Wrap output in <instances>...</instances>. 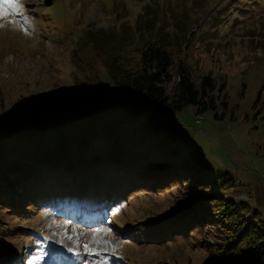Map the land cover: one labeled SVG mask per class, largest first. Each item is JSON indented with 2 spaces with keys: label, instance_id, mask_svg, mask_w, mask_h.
<instances>
[{
  "label": "rangeland",
  "instance_id": "rangeland-1",
  "mask_svg": "<svg viewBox=\"0 0 264 264\" xmlns=\"http://www.w3.org/2000/svg\"><path fill=\"white\" fill-rule=\"evenodd\" d=\"M22 2V16L6 13L0 17V124L10 114L22 117L21 109L48 116L46 112L59 111L52 102L58 105L61 88L75 107L84 109L77 81L85 77L109 81L103 59L91 44V33L111 29L118 33L121 25L137 30L153 24L172 39L189 41L188 55L198 61L196 73L211 72L217 79L225 78L227 107L219 105L198 113L189 106L169 123L199 144L217 174L234 179L235 200L249 203L252 213L259 212L264 221V0ZM106 91L111 94L110 87ZM66 113L68 119L63 124L70 126L67 133L76 137L73 113ZM53 128L49 122L44 137L37 139L51 154L48 160L56 162ZM14 144L7 142L4 160L15 158L19 147ZM91 145L102 150L98 140ZM167 166L164 163L163 167ZM41 171L38 184L46 183L47 178L48 189L39 201L34 202L39 186L26 185L25 192L18 186L9 195L15 198L10 212L0 211V264H34L41 254L43 259L35 264H54L56 254L63 264H212L208 243L214 244L216 239L201 231V224L187 229L180 223L190 207L189 202H182L180 190L184 188L150 187L134 177L135 183L126 187L116 184L109 190L116 177L108 168L78 170L58 165ZM68 173L72 176L61 182L51 180L54 174ZM77 173L84 177H76ZM5 182L7 179L0 178V183ZM83 191H95V198L102 199V210L94 214H100L98 221L67 208L75 206L70 203L73 196ZM56 192L61 197H54ZM3 197L0 195V200ZM60 201L64 203L58 209ZM97 250L101 251L98 256ZM107 256L110 261H102Z\"/></svg>",
  "mask_w": 264,
  "mask_h": 264
},
{
  "label": "trees",
  "instance_id": "trees-1",
  "mask_svg": "<svg viewBox=\"0 0 264 264\" xmlns=\"http://www.w3.org/2000/svg\"><path fill=\"white\" fill-rule=\"evenodd\" d=\"M151 26L135 30L121 25L118 33L112 29L91 33V44L103 59L109 81L101 83L91 77L77 81L86 103L84 109L75 107L61 88L57 93L59 106L52 102L58 113L49 111L45 113L48 116L21 109L22 117L10 114L0 124V178L7 179L0 183V195H4L0 211L10 212L8 208L14 206L15 198L9 195L18 186L24 192L26 185L39 186V197L34 202L40 200L48 187L47 178L46 183L38 184L43 176L41 168H108L116 178L134 181L139 177L150 187L164 184L166 189L184 188L180 190L182 202H189L190 207L187 203L183 219L177 216L185 228L201 224V231L216 239L214 244L208 243L212 264H264V221L259 212L252 213L249 203L235 200L234 179L217 174L197 142L177 131L169 123L171 119L157 116L189 106L198 113L219 105L227 107L225 78L217 79L211 72L196 73L198 61L188 55L189 41L183 37L172 39L167 31L159 32ZM105 87L111 88V94ZM66 111L73 113L76 137L68 134L70 126L63 124L68 119ZM49 122L54 125L56 162L48 160L51 154L38 145ZM93 140L99 141L102 150L93 149ZM9 141L19 148L15 149V158L6 161ZM74 156L76 161L72 160ZM164 163L169 166L163 167ZM53 176L52 182H61L72 174ZM8 203L12 206L5 205Z\"/></svg>",
  "mask_w": 264,
  "mask_h": 264
},
{
  "label": "snow or ice",
  "instance_id": "snow-or-ice-1",
  "mask_svg": "<svg viewBox=\"0 0 264 264\" xmlns=\"http://www.w3.org/2000/svg\"><path fill=\"white\" fill-rule=\"evenodd\" d=\"M23 2L22 0H0V17H3L6 13H12L16 16H22L23 15ZM12 23H16V21H12ZM2 27V25H0ZM106 243V242H105ZM85 249L91 251L89 248V245H84ZM43 259V255H38L35 257V262L40 261Z\"/></svg>",
  "mask_w": 264,
  "mask_h": 264
},
{
  "label": "water",
  "instance_id": "water-1",
  "mask_svg": "<svg viewBox=\"0 0 264 264\" xmlns=\"http://www.w3.org/2000/svg\"><path fill=\"white\" fill-rule=\"evenodd\" d=\"M70 112L66 113V114H69ZM157 116L158 118L162 119V120H168V119H175V116H176V112L173 111V110H168V111H164L162 112L161 114L160 113H157Z\"/></svg>",
  "mask_w": 264,
  "mask_h": 264
},
{
  "label": "bare ground",
  "instance_id": "bare-ground-1",
  "mask_svg": "<svg viewBox=\"0 0 264 264\" xmlns=\"http://www.w3.org/2000/svg\"><path fill=\"white\" fill-rule=\"evenodd\" d=\"M95 108H96V107H95ZM53 148H54V147H53ZM93 254H94V253H93ZM57 256L59 257V254H56V256H55V257H57ZM46 264H47V263H46Z\"/></svg>",
  "mask_w": 264,
  "mask_h": 264
}]
</instances>
